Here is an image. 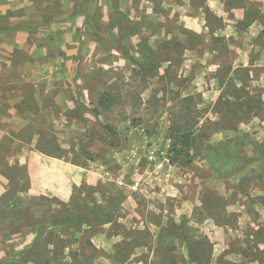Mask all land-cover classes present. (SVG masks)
<instances>
[{
  "label": "rangeland",
  "instance_id": "obj_1",
  "mask_svg": "<svg viewBox=\"0 0 264 264\" xmlns=\"http://www.w3.org/2000/svg\"><path fill=\"white\" fill-rule=\"evenodd\" d=\"M32 1L28 14H0V87L28 96L23 79L39 77L46 114L11 116L35 102L2 95L0 165L13 137L38 130L45 151L103 177L74 189L85 215L72 200L17 197L0 214V264H264V11L253 0H226L223 16L207 0H189L199 14H183L186 0ZM20 168L8 170L21 179L10 196L26 189Z\"/></svg>",
  "mask_w": 264,
  "mask_h": 264
},
{
  "label": "crops",
  "instance_id": "obj_2",
  "mask_svg": "<svg viewBox=\"0 0 264 264\" xmlns=\"http://www.w3.org/2000/svg\"><path fill=\"white\" fill-rule=\"evenodd\" d=\"M252 1V0H251ZM256 2L257 6L260 8V12L264 11V0H253ZM226 0H207L208 6H213L215 8V12L219 16H223L224 14H228V11L224 9ZM186 11L183 14H199L197 11L192 13L189 12L188 8H191V4L189 0H186ZM29 0H0V14H6L7 11L13 9H22L24 8L25 14H28L31 5ZM237 9L231 8V11H235ZM241 13L245 14L244 7L240 8ZM202 14V13H201ZM236 14H238L236 12ZM225 21H229L224 19ZM12 35V34H11ZM20 36V37H19ZM28 37V32L26 30L16 31L13 35L14 42H20V46L22 47L25 44ZM10 43V47L12 44ZM36 68H39V61L35 62ZM26 82H30L32 85V92L27 96L22 91L17 92L16 89L12 90L11 93L7 89V86L12 85V81H5L1 84V87H4V94L0 92V99H2V95H5L4 100L8 102L14 101L15 99L18 100H31L35 102L36 110L33 113L32 110L23 109V110H16L13 105H11L8 109V112L11 116L15 117H25L30 118V116H41L45 115L44 107L42 104H39L42 100L40 89L44 88L45 81L40 79L39 77L36 78H24ZM74 85V84H73ZM0 87V90H1ZM6 88V89H5ZM40 91V92H39ZM86 97V96H85ZM56 104L55 101H58V97H53L52 99ZM53 105L48 107L47 112H52ZM51 114V113H50ZM11 130L2 131V135H8L10 132H18L20 131L19 128H15L13 125L10 126ZM9 132V133H8ZM36 134V135H34ZM30 139L23 140L17 139L13 137L11 144V149L9 153L6 154L4 159L1 162L0 167V214H8L7 210L9 211L10 208L15 207L18 204L20 206L18 199H25L27 197H39V196H47L51 198H57L61 201L67 202L71 200L74 189L85 183L89 185H97L101 179L102 175L98 172H95L91 165L77 163L72 161L66 157H59L53 154L47 153L40 145L39 140V131L37 130ZM10 138L11 135H9ZM1 139V136H0ZM61 147V146H60ZM64 147V146H62ZM3 166V170H2ZM5 167V169H4ZM10 167L12 168H19L23 167L26 173V189H19L14 193V195H9V191L12 186V179L15 182H21V179H18L17 176H12L9 173ZM23 182V181H22ZM19 239V238H18ZM0 240L1 236H0ZM28 239H26L27 241Z\"/></svg>",
  "mask_w": 264,
  "mask_h": 264
},
{
  "label": "trees",
  "instance_id": "obj_3",
  "mask_svg": "<svg viewBox=\"0 0 264 264\" xmlns=\"http://www.w3.org/2000/svg\"><path fill=\"white\" fill-rule=\"evenodd\" d=\"M190 136L189 135H186V134H184L183 136H182V139L180 140V143L181 144H183V145H185V146H189V143H190ZM47 153H49V154H53V155H56V156H59V157H64V155H60V154H57V153H54L53 151H46ZM3 159H4V157H3ZM22 169H24L23 167H21ZM20 168V169H21ZM10 169H14V168H12V167H10ZM10 175H12V174H10ZM14 179V178H13ZM13 179H12V185H14L16 182H15V180L13 181ZM72 200V201H71ZM71 202H72V208H71V210H70V213L73 215V216H78L81 212L79 211V207H80V205L78 204V202L77 201H75V199H73V197L71 198ZM92 212H95V211H93L92 210ZM77 214V215H76ZM86 213L85 212H82L81 213V215H85ZM96 214V213H95ZM80 217V216H79ZM70 219V218H69ZM67 220V219H65V220H63V219H60V220H55L53 223H55V224H67L70 220ZM71 219H73L72 218V216H71ZM193 257V256H192Z\"/></svg>",
  "mask_w": 264,
  "mask_h": 264
}]
</instances>
